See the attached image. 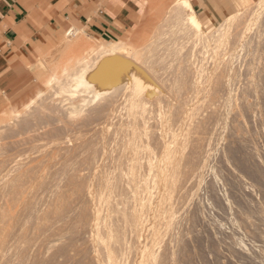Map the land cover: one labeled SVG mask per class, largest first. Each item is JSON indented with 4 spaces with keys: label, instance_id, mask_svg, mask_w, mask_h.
Wrapping results in <instances>:
<instances>
[{
    "label": "rangeland",
    "instance_id": "374dc122",
    "mask_svg": "<svg viewBox=\"0 0 264 264\" xmlns=\"http://www.w3.org/2000/svg\"><path fill=\"white\" fill-rule=\"evenodd\" d=\"M196 14L150 0L96 98L77 26L0 85V264H264V0Z\"/></svg>",
    "mask_w": 264,
    "mask_h": 264
},
{
    "label": "crops",
    "instance_id": "0c3cea01",
    "mask_svg": "<svg viewBox=\"0 0 264 264\" xmlns=\"http://www.w3.org/2000/svg\"><path fill=\"white\" fill-rule=\"evenodd\" d=\"M150 0H7L0 5V85L20 79L25 62L45 41L71 26L114 41L132 26ZM248 0H190L203 17L236 10Z\"/></svg>",
    "mask_w": 264,
    "mask_h": 264
},
{
    "label": "bare ground",
    "instance_id": "6f19581e",
    "mask_svg": "<svg viewBox=\"0 0 264 264\" xmlns=\"http://www.w3.org/2000/svg\"><path fill=\"white\" fill-rule=\"evenodd\" d=\"M174 3L188 10L189 23L191 26L193 25L195 27L202 28L200 27V20L197 14L194 12L191 6L190 0H174ZM229 17L231 19V16ZM227 20H229V18H227ZM71 32H72V29H69L66 35L68 36L69 33ZM126 43L120 42V41H106L105 43L103 42L102 46H99L96 48V52L99 55V58H97L98 60L96 62L89 63L90 61L85 60L81 63V66L78 69L73 70L74 68H72L71 72H69L68 69L64 68L63 75L66 76L65 87L62 85L64 87V90H66L67 92H70V91H76L77 89H79V92H80V89H83L84 91L91 89L93 90V91L90 90L94 94L93 97L96 98L97 95L100 94L101 92L105 93L106 91H109L112 88H114L115 84L122 81L124 78H127V74H128L127 69L129 67L127 63L122 62V60H124L123 56L127 52L126 51L127 46L125 45ZM118 67H120V70H116L118 69ZM134 68H133L134 72L137 75V77L135 78H137V83H139L140 80L144 77L143 75L144 73L142 74L139 71L140 69L139 68L137 69L136 66ZM134 72H132V74ZM59 77L55 74H52L49 76L50 79H56V81L59 80ZM59 83H60V80H59ZM63 87L62 88L60 87V89H63ZM138 89H139V85H138Z\"/></svg>",
    "mask_w": 264,
    "mask_h": 264
}]
</instances>
